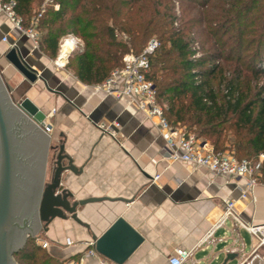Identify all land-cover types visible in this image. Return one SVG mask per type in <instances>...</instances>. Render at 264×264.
<instances>
[{"label": "crops", "instance_id": "1", "mask_svg": "<svg viewBox=\"0 0 264 264\" xmlns=\"http://www.w3.org/2000/svg\"><path fill=\"white\" fill-rule=\"evenodd\" d=\"M4 35L13 38L5 43ZM13 43L42 79L29 82L6 59ZM0 71L14 100L28 97L47 114L46 123L52 124L50 179L63 146L77 169L64 171L61 179V189L72 193L71 200L113 199L80 206L82 223L70 217L55 218L44 229L48 250L54 256L76 259L86 250L81 243L93 240L92 234L100 237L123 217L144 240L122 264H170L169 256L176 248L192 250L195 264H223L228 255L232 257L226 264L234 258L237 264L256 260L260 247L249 231L232 219L217 227L215 224L224 212V199L237 200V210L245 222L264 223V184L256 185L250 197L242 198L240 189L247 185L246 178L214 175L203 167L172 160L158 127L143 111L127 97L117 98L98 84L82 82L66 67H57L54 58L17 30L3 12ZM98 124L112 126L117 138L103 132ZM156 175L160 176L154 181ZM242 232L250 235V244ZM83 264L100 263L86 258ZM109 264L119 263L109 259Z\"/></svg>", "mask_w": 264, "mask_h": 264}, {"label": "trees", "instance_id": "2", "mask_svg": "<svg viewBox=\"0 0 264 264\" xmlns=\"http://www.w3.org/2000/svg\"><path fill=\"white\" fill-rule=\"evenodd\" d=\"M14 1L29 28L33 3L46 0ZM35 28L40 50L52 59L63 36L84 39L85 49L72 52L66 68L95 85L156 36L148 78L168 121L204 137L219 155H264V84L254 82L264 77V0H53ZM197 41L203 51L198 58ZM37 239L29 236L14 254L19 264H65L68 259Z\"/></svg>", "mask_w": 264, "mask_h": 264}, {"label": "water", "instance_id": "3", "mask_svg": "<svg viewBox=\"0 0 264 264\" xmlns=\"http://www.w3.org/2000/svg\"><path fill=\"white\" fill-rule=\"evenodd\" d=\"M5 57L29 82L42 79L17 45L6 51ZM46 117L28 97L14 100L0 71V264H17L14 254L24 247L31 234L37 235L43 224L46 229L55 218L68 217L82 223L80 206L113 200L109 197L71 200L72 193L61 189V179L64 171L77 169L64 154L63 146L56 155L52 178L45 181L51 138L43 129ZM92 239L103 256L119 264L144 240L123 217L100 237L92 234ZM37 242L43 246L44 240L38 238Z\"/></svg>", "mask_w": 264, "mask_h": 264}, {"label": "built area", "instance_id": "4", "mask_svg": "<svg viewBox=\"0 0 264 264\" xmlns=\"http://www.w3.org/2000/svg\"><path fill=\"white\" fill-rule=\"evenodd\" d=\"M53 3V0H46L38 14L39 17L45 12L46 5ZM16 1L11 0L0 4V12L13 23L14 27L27 34L36 45H38V32L35 28L38 17L32 22L30 28H24L22 18L16 12ZM55 9L60 8L59 3L54 4ZM117 36H120L117 33ZM2 41L9 43L7 35L2 37ZM16 46V43L10 45ZM159 46L156 38H151L146 48L140 54L128 53L124 56L123 66L111 71L109 77L97 87L108 94H113L117 98L127 97L131 103L135 104L146 117L152 120L159 129V132L166 142L169 157L174 161H182L192 164L196 167H203L214 175H220L228 178L244 177L247 185L241 188V197L248 198L253 194L254 188L258 184H264L263 160L264 155L260 154L259 162L252 163L248 159H239L234 154H217L214 146L209 141L201 140L194 133L185 130V128L174 127L168 121L164 114L162 105L157 101L156 88L154 82L148 78L150 70V57ZM85 43L81 37L74 33L63 36L60 40V49L58 56L54 59L57 67L65 68L69 55L74 51H83ZM197 50L196 58L200 57ZM119 127V123H115ZM98 127L105 133L117 138V134L112 126L98 124ZM43 129L46 133L52 130L51 123H45ZM160 175L154 177V181ZM224 212L215 224V227L222 225L227 219H232L237 225L249 231L257 240V248L264 246V223L253 224L245 222L240 212L237 210L236 199H224ZM209 236V234H208ZM208 236L204 239L207 240ZM72 242H69L71 244ZM86 246L84 253L76 259H69L65 264H83L86 258H94L100 264H109V259L103 256L97 249L94 240L81 243ZM49 242L44 241L43 247L48 248ZM192 250L176 248L169 256L170 264H195L192 260Z\"/></svg>", "mask_w": 264, "mask_h": 264}, {"label": "rangeland", "instance_id": "5", "mask_svg": "<svg viewBox=\"0 0 264 264\" xmlns=\"http://www.w3.org/2000/svg\"><path fill=\"white\" fill-rule=\"evenodd\" d=\"M4 3V2H3ZM2 2L0 3V4H3ZM50 3H48L47 5H49ZM46 5V6H47ZM51 5V4H50ZM41 6L42 5H38V4H36V3H33V11H34V15H33V20H32V22L35 20V18L36 17H38L39 18V13H40V11H41ZM177 10H178V13L180 14V10L178 9V3H177ZM31 22V25L30 26H32V23ZM30 28V27H29ZM38 36H39V34H38ZM10 37V39L9 40H12V38L13 37H11V36H9ZM121 37H123L124 39H126L127 38V35H123V36H121ZM152 38H156V36H152ZM157 39V38H156ZM61 40V39H60ZM83 41H84V39H83ZM84 43H85V41H84ZM38 46V45H37ZM147 46V45H146ZM39 47V46H38ZM195 47H196V49L197 50H199V52H200V55L202 56L203 55V51L201 50V44L197 41L196 42V44H195ZM146 48V47H145ZM59 49H60V42H59ZM43 52V51H42ZM59 53V52H58ZM58 56V55H57ZM254 82H256V83H258V86L259 87H261L263 84H264V77H262V78H260V80H257V81H254ZM163 107V106H162ZM172 126H174V127H181V128H185V127H183V126H181V125H172ZM185 130H186V128H185ZM187 131H189V130H187ZM190 132H192V133H194L197 137H199V139H201V140H205V141H208V140H206L204 137H201V136H198L197 135V133L196 132H194V131H190ZM210 142V141H209ZM224 153H231V154H233L230 150H226ZM47 160H48V162H47ZM52 160H53V153H52V151L50 150L49 152H47V159H46V173H45V181H48L49 179H50V177H51V175H50V169H51V163H52ZM252 161V163H254V162H259L260 161V158H257V159H252L251 160ZM221 233H222V231H221ZM243 233V237H244V239H245V241L247 242V244H250L251 243V237H250V235H248L247 233H245V232H242ZM37 235H32V236H38V238H40V239H43L44 241H45V233H44V226H41L40 227V229L37 231V233H36ZM30 235V236H31ZM29 238V237H28ZM27 238V239H28ZM15 258V257H14ZM251 260V259H250ZM15 261L17 262V264H19L18 263V261L16 260V258H15ZM237 262H238V259H236V258H234L233 260H231L228 264H237ZM252 264H264V246H262V247H260L259 248V250H258V257L256 258V260L254 261H252Z\"/></svg>", "mask_w": 264, "mask_h": 264}, {"label": "flooded vegetation", "instance_id": "6", "mask_svg": "<svg viewBox=\"0 0 264 264\" xmlns=\"http://www.w3.org/2000/svg\"><path fill=\"white\" fill-rule=\"evenodd\" d=\"M43 226H44V224H43Z\"/></svg>", "mask_w": 264, "mask_h": 264}]
</instances>
